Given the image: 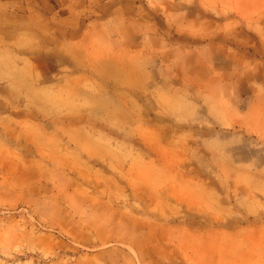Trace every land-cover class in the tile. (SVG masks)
Wrapping results in <instances>:
<instances>
[{
	"label": "rangeland",
	"instance_id": "obj_1",
	"mask_svg": "<svg viewBox=\"0 0 264 264\" xmlns=\"http://www.w3.org/2000/svg\"><path fill=\"white\" fill-rule=\"evenodd\" d=\"M0 264H264V0H0Z\"/></svg>",
	"mask_w": 264,
	"mask_h": 264
}]
</instances>
